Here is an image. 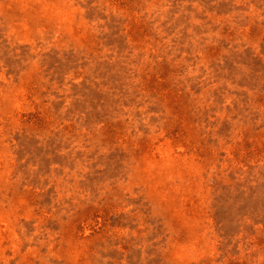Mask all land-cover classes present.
<instances>
[{
	"label": "rangeland",
	"instance_id": "374dc122",
	"mask_svg": "<svg viewBox=\"0 0 264 264\" xmlns=\"http://www.w3.org/2000/svg\"><path fill=\"white\" fill-rule=\"evenodd\" d=\"M0 264H264V0H0Z\"/></svg>",
	"mask_w": 264,
	"mask_h": 264
}]
</instances>
